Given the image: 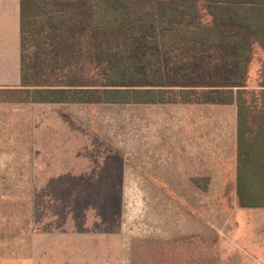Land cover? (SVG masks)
Listing matches in <instances>:
<instances>
[{
	"label": "rangeland",
	"instance_id": "374dc122",
	"mask_svg": "<svg viewBox=\"0 0 264 264\" xmlns=\"http://www.w3.org/2000/svg\"><path fill=\"white\" fill-rule=\"evenodd\" d=\"M130 2L137 13L152 6L149 0ZM199 4L207 18L205 4ZM111 38L109 43L125 47V33ZM262 68L264 50L257 48L249 89L257 88ZM166 105L168 119L159 135L131 120L139 108L144 113L152 107L100 106L104 115L96 118L89 110L81 113L82 125L73 122L71 142L92 151L105 148L107 162V147L122 150L139 129L142 144L163 134L174 138L180 130L184 149L192 151L185 152L188 162L198 170L195 184L72 183L91 178L42 184L31 177L32 164L28 170L0 168V256H85L102 264L117 255L119 264H264V209H241L236 194V106ZM83 125L86 134L79 130ZM193 155L198 159L192 161ZM9 163L16 165L13 160L1 165Z\"/></svg>",
	"mask_w": 264,
	"mask_h": 264
},
{
	"label": "trees",
	"instance_id": "16d2710c",
	"mask_svg": "<svg viewBox=\"0 0 264 264\" xmlns=\"http://www.w3.org/2000/svg\"><path fill=\"white\" fill-rule=\"evenodd\" d=\"M149 1L137 13L130 0H20L22 89L0 98L235 105L238 203L264 208L263 68L248 88L264 50V0ZM116 33L125 47L109 43Z\"/></svg>",
	"mask_w": 264,
	"mask_h": 264
},
{
	"label": "crops",
	"instance_id": "0c3cea01",
	"mask_svg": "<svg viewBox=\"0 0 264 264\" xmlns=\"http://www.w3.org/2000/svg\"><path fill=\"white\" fill-rule=\"evenodd\" d=\"M10 88L22 89L20 0H0V90ZM130 105L152 107L144 113L139 108L138 114L131 115V120L142 121L151 131L161 134L160 126L168 119L166 104L13 102L0 98V168L28 170L25 166L32 164L30 169L35 172H31V177L43 179L36 181L42 184H65L68 178H91V181H72L91 184H195L198 170L185 154L192 151L184 149L180 130L174 138L168 139L163 134L157 140L149 138L142 144L143 138H136V133L142 131L139 129L129 137L127 147L122 150L112 145L107 147L111 157L107 162H104L105 148L92 151L87 145L72 144V124L82 125L81 113L90 110L98 118L106 111L98 108L100 106ZM79 130L86 134L88 127L83 125ZM4 153H13V157L3 159L1 154ZM194 157L190 159L193 161ZM12 160L16 165H1ZM105 259L106 264H119L118 255ZM0 264L102 263L95 257L34 255L0 256Z\"/></svg>",
	"mask_w": 264,
	"mask_h": 264
}]
</instances>
